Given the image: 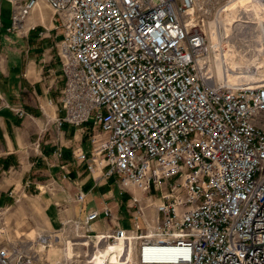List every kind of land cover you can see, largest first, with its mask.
Returning <instances> with one entry per match:
<instances>
[{"label": "built area", "instance_id": "1", "mask_svg": "<svg viewBox=\"0 0 264 264\" xmlns=\"http://www.w3.org/2000/svg\"><path fill=\"white\" fill-rule=\"evenodd\" d=\"M6 1L5 31L19 37L44 26L29 22L39 5L51 11L48 30L57 31L64 74L57 98L63 115L55 124L88 136L89 153L75 147V158L95 183L112 180L127 197L120 209L110 194L34 239L13 242L1 231L0 264H264V73L226 85L209 79L202 61L210 52L209 24L224 41L225 14L247 6ZM251 1L264 22V0ZM86 195L77 185L73 201L83 204ZM51 249L61 252L49 259Z\"/></svg>", "mask_w": 264, "mask_h": 264}, {"label": "crops", "instance_id": "2", "mask_svg": "<svg viewBox=\"0 0 264 264\" xmlns=\"http://www.w3.org/2000/svg\"><path fill=\"white\" fill-rule=\"evenodd\" d=\"M36 11L29 17V22L40 21L47 25L45 14L48 11L42 5ZM51 36L45 42L47 47L38 46L36 42L30 45L27 54L23 51L21 38L13 36L9 41L12 44L0 43L3 55H0V92L7 103L0 108V207L14 197L29 195L43 196L50 203L58 201L66 207L62 215L61 209L58 213L54 210L53 214L47 211L45 215L51 228H56L62 216L80 215L74 208L77 203L73 202L76 186L81 185L88 191L95 181L86 164L79 162L73 154L75 147L89 153L90 142L89 148L84 146L85 140L89 141L88 136L80 135L77 127L63 123L61 134L57 139L53 138V121L61 116V111L57 110L58 104H50L49 99L57 96L63 82L53 48L57 37ZM8 52L13 55L11 61ZM52 77L57 78L55 83ZM15 107L22 109L25 115L19 116L13 110ZM44 115H48L49 127ZM47 183L50 192L41 191V185Z\"/></svg>", "mask_w": 264, "mask_h": 264}, {"label": "rangeland", "instance_id": "3", "mask_svg": "<svg viewBox=\"0 0 264 264\" xmlns=\"http://www.w3.org/2000/svg\"><path fill=\"white\" fill-rule=\"evenodd\" d=\"M239 2L244 3L245 6H247V9L244 8V10L238 12L235 11V6L234 10H230L225 14L224 31L227 33L226 40H219L217 28L213 23H210L208 27L211 39L210 45L218 52L220 59L219 79L221 82L229 84L245 83L264 73V22L262 21L263 18L260 15V6L254 1L249 2V0H240ZM235 5H237V3H235ZM45 10L48 11V13L45 14L46 23L48 24L44 26H37L35 30L29 32L27 38L19 37L13 33L7 34L5 31V27L10 25L11 22V4L8 1L3 0L1 2V20L3 27L0 30V43L10 44V37L13 36L21 38L23 39L21 41L22 45L24 42L23 51L25 54L30 51V45L35 44L36 42H38V46L47 47L48 43H45L46 40L53 37L51 35H56L57 31L48 30L51 25V23L48 22L51 11L47 8H45ZM236 17H238V19H236ZM235 19L237 22L233 23L234 25H231L232 21ZM39 32H44L46 35L40 36L38 35ZM48 32H50L51 35ZM5 35L8 36V40L5 38ZM35 37L40 39L34 40ZM55 41H58V38H55ZM55 41L53 42V48L56 54L54 44ZM1 54L2 51L0 50V55ZM1 56L3 57V55ZM8 56L11 61L13 57L12 53L8 52ZM55 57H57L58 64L60 65L58 56L56 55ZM60 69L62 72V79L60 81L63 83L58 89L57 96L54 97V99H49L52 100L54 105L58 104L57 98L59 96L60 89H62L64 85V74L61 65ZM48 73L49 72H47V74ZM52 78L55 83L57 78ZM54 83L52 86L55 85ZM61 115H63L62 112ZM44 117L47 127H49L50 122L48 121V115H44ZM53 122V138L57 139V136L60 133V128L56 126L55 121ZM84 146L85 148H89L88 140H85ZM41 189V191L50 192L49 186L41 185ZM86 192L87 195L85 202L83 204H76L74 207L77 214L83 215L87 209L98 206L100 202L103 201V198L109 197L112 193V196L115 199L114 201H117V205L120 209H122L124 204L123 200L127 197L126 194L120 193L119 188L112 180L106 183H95L94 186ZM35 193L37 194V192ZM50 202L51 201L46 200L40 195H29L26 198L14 197L11 202L3 207H0V232H6L7 238L13 242L18 240L26 241V239H34L41 229L51 228L47 217L45 216L47 211L48 213L52 212L53 214L54 210L58 213L61 209L62 215L66 208L64 204L58 203V201H52L53 203ZM120 209L119 213H121L120 211H123ZM101 224L106 225L104 222H101ZM124 225L129 226V223L125 221ZM60 252L61 251L57 249H51L49 254H51L52 257H57Z\"/></svg>", "mask_w": 264, "mask_h": 264}, {"label": "bare ground", "instance_id": "4", "mask_svg": "<svg viewBox=\"0 0 264 264\" xmlns=\"http://www.w3.org/2000/svg\"><path fill=\"white\" fill-rule=\"evenodd\" d=\"M202 61L205 62V68H207V70H210L209 71L210 72L209 73L210 74L209 79L210 78L213 79L212 77L214 76L216 81L221 82L220 79H219V76H220V59H219V55H218V52L211 45H210V52H209L208 56L203 57ZM204 62H200V63H204ZM249 82L250 81L245 82V83H240V84H246V83H249ZM223 83L226 84V85H239V84H229V83H226V82H223ZM49 252H50V250L47 252V258H49V259L56 258V257H52L51 254H49Z\"/></svg>", "mask_w": 264, "mask_h": 264}]
</instances>
